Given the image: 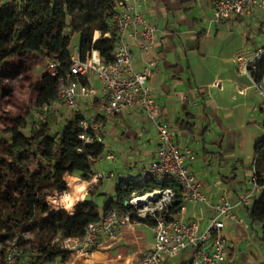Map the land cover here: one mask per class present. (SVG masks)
<instances>
[{"label":"crops","instance_id":"0c3cea01","mask_svg":"<svg viewBox=\"0 0 264 264\" xmlns=\"http://www.w3.org/2000/svg\"><path fill=\"white\" fill-rule=\"evenodd\" d=\"M9 1L1 0L2 3ZM214 2L139 0L142 13L158 28L157 40L147 52L141 50L138 42L130 41L136 72L152 62H159L148 85L161 108V120L168 123L179 148H189L196 155L190 171L202 182L209 203L186 204L180 216L186 221L197 219L203 229L214 215L213 206L221 198L237 203L242 196L251 193L255 147L264 138V98L254 87L253 79L237 63L238 57L250 56L264 46V14L255 11L246 16L233 15L228 21L215 25L212 22ZM99 37L100 33L95 32L94 39ZM79 44L80 34L74 33L71 44L74 57L79 56ZM86 80V87L97 90V94L80 95V114L91 121L98 115L103 95L95 76ZM104 120L106 152L99 160L106 159L114 165L98 168L92 165L95 175L90 182L78 177L81 181L78 186L86 189L81 202L91 199L101 212L107 201L115 200L116 178L119 181L144 179L143 171L155 159L158 148L156 126L143 110L126 108ZM99 181L98 189L91 196ZM68 190L72 197L70 185L63 193ZM262 190L261 187L260 193L254 194L251 203L260 197ZM98 195L102 196L100 205L96 201ZM81 202H74L76 208ZM246 208L237 209L242 225L227 221L224 235L228 239L229 258L233 259L230 264L239 256L241 246L247 244L235 243H239L242 236L251 240ZM153 244L151 229L140 222L133 228H123L114 238L102 239L98 252L109 258L130 257L129 264H140ZM109 247L110 251H102ZM188 256L189 253H183L171 264H182Z\"/></svg>","mask_w":264,"mask_h":264},{"label":"trees","instance_id":"16d2710c","mask_svg":"<svg viewBox=\"0 0 264 264\" xmlns=\"http://www.w3.org/2000/svg\"><path fill=\"white\" fill-rule=\"evenodd\" d=\"M116 13L114 0H11L6 3L0 0V66L17 56L34 54L48 63L60 64L59 76L66 75L72 65L74 33L80 34L81 60L89 52L97 51L104 61L110 62L119 40ZM95 32L100 33L96 40ZM58 77L48 72L40 80L38 108L44 120L28 116L15 121L6 132V148L0 151V181L7 189L0 197V243L18 237L21 245L18 264H67L76 250L59 242L82 237L87 225L99 221L107 211L127 213L130 208L125 202L135 197L172 188L177 202L165 213L167 221L176 217L183 207L177 183L145 178L120 180L115 200L105 203L104 212L91 199L81 202L86 189L78 186L80 179L87 182L93 179L92 164L103 158L106 148L103 141L80 139L86 133L81 127L84 117L80 113L69 111L56 118L48 113L56 108L44 111L46 105L56 100ZM254 78L258 82L264 79V60ZM80 83L87 86L86 78H80ZM28 158L36 160L34 170L29 168ZM255 174L263 190L246 208V216L253 238L264 247V138L255 147ZM99 183L90 192L91 196ZM68 185L73 188L72 197L63 193ZM61 193V197L54 196ZM45 196L49 197V203ZM74 202L81 203L76 208ZM51 203L63 210L51 212ZM27 232L32 238H25ZM98 251L97 246L86 252L79 250L72 262L124 264L129 261V258H109Z\"/></svg>","mask_w":264,"mask_h":264},{"label":"built area","instance_id":"2783aa9c","mask_svg":"<svg viewBox=\"0 0 264 264\" xmlns=\"http://www.w3.org/2000/svg\"><path fill=\"white\" fill-rule=\"evenodd\" d=\"M118 22L119 40L114 46V58L104 61L96 51L89 52L85 60L79 56L72 57L70 71L59 76L60 64L48 63L49 73L58 77L59 85L56 100L44 107V111L55 109L58 103L63 104L70 112L80 113V95L96 96L97 90L83 86L80 78L95 76L100 84L103 98L98 107V115L94 120L84 119L81 127L86 132L80 136L85 142L103 141V131L106 116H114L126 108H139L154 122L158 133V148L155 159L144 169L145 179H154L159 183L175 182L181 188L179 200L185 210L186 204H208L209 198L203 191V184L190 171V166L196 160L195 153L185 148L181 150L174 142L168 123L161 120V108L155 101L148 81L154 75L159 62H152L142 71L133 69L134 57L130 51V41L138 42L141 50L147 52L157 40L158 28L142 13L139 0H114ZM255 11L264 14V0H215L212 8V22L220 25L231 16L251 15ZM264 60V46L254 50L250 56H240L237 63L254 82V87L264 98L263 80L256 81L254 74L259 64ZM41 118H43L41 116ZM251 193L242 196L237 203L227 198H221L213 206L214 215L203 229L196 220L186 221L180 213L167 221L165 213L177 202L172 188H163L153 193L157 199H150L139 204L134 203L140 198L127 201L130 211L118 213L107 211L97 222L87 225L82 237L66 239L77 251H86L99 247L104 238H114L123 228H133L145 221L154 235L153 246L145 252L140 264H171L183 253H189L182 264H230L228 239L224 235L227 221L242 225L237 209L248 207L254 194L260 193L256 174L251 177ZM152 194V193H150ZM11 257H9V262ZM8 262V261H7Z\"/></svg>","mask_w":264,"mask_h":264},{"label":"rangeland","instance_id":"374dc122","mask_svg":"<svg viewBox=\"0 0 264 264\" xmlns=\"http://www.w3.org/2000/svg\"><path fill=\"white\" fill-rule=\"evenodd\" d=\"M48 72V62L34 54L17 56L0 66V151L6 148V132L13 127L15 121L28 116H35L41 121L44 120L41 118L42 115L38 108V98L40 94L41 77ZM48 113L59 118L62 117V115L69 113V110H67L63 104L58 103L56 109L49 111ZM27 162L31 170L36 168V160L28 158ZM106 164L114 165L112 162L108 163L106 159L97 160L92 165L95 168H98L106 166ZM116 181L119 182L118 177L116 178ZM5 192H7L6 186L0 181V197H3ZM67 194L70 196L71 190H68ZM54 196H57L56 198H58L61 197L62 194H55ZM109 199L110 194L107 196V200ZM52 200H50V202ZM101 200L102 196L98 195L96 201L99 205L101 204ZM46 201L49 203V197H46ZM59 210L63 209L56 204L51 203V212ZM25 238H32V235L27 232L25 233ZM59 243L63 247L76 250L71 243L69 244L65 241ZM243 243L247 244L243 247ZM235 244L243 245L241 246V250L239 249V256L234 257L235 260L232 261L231 264H264V248L256 242L253 236H251V240H245L242 236L239 243ZM110 250V247L102 249V251ZM76 252L77 250L75 253ZM73 255L67 264H73ZM9 257H11L10 262ZM20 258L21 245L18 237H15L13 240L7 239L3 243H0V264L2 262H5V264H18ZM127 258H129V261L124 264H129L131 262V258ZM180 263L181 262H178L177 264ZM134 264L137 263L135 262Z\"/></svg>","mask_w":264,"mask_h":264},{"label":"bare ground","instance_id":"6f19581e","mask_svg":"<svg viewBox=\"0 0 264 264\" xmlns=\"http://www.w3.org/2000/svg\"><path fill=\"white\" fill-rule=\"evenodd\" d=\"M157 197H158V195L156 193H152V194H149L147 197L138 199L134 203H137V202H145L146 200L154 199V198H157Z\"/></svg>","mask_w":264,"mask_h":264},{"label":"water","instance_id":"95a60500","mask_svg":"<svg viewBox=\"0 0 264 264\" xmlns=\"http://www.w3.org/2000/svg\"><path fill=\"white\" fill-rule=\"evenodd\" d=\"M155 199H157V198H154V200H155ZM139 204H143V202H139ZM125 205L128 206L129 203L126 201V202H125Z\"/></svg>","mask_w":264,"mask_h":264}]
</instances>
